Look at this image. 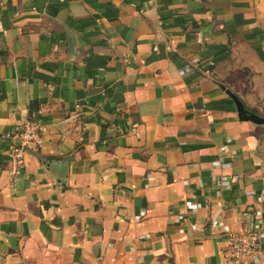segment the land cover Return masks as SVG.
Wrapping results in <instances>:
<instances>
[{"label": "crops", "instance_id": "0c3cea01", "mask_svg": "<svg viewBox=\"0 0 264 264\" xmlns=\"http://www.w3.org/2000/svg\"><path fill=\"white\" fill-rule=\"evenodd\" d=\"M249 208L264 226V0H0V264H224L210 224Z\"/></svg>", "mask_w": 264, "mask_h": 264}, {"label": "built area", "instance_id": "2783aa9c", "mask_svg": "<svg viewBox=\"0 0 264 264\" xmlns=\"http://www.w3.org/2000/svg\"><path fill=\"white\" fill-rule=\"evenodd\" d=\"M38 130L39 127L37 125L26 123L12 137L7 136V138L17 140L9 150V156L15 166V172L23 166L24 155L28 151H34L37 146ZM219 165V163L214 162L211 167L214 168ZM233 181V178L229 179V183ZM261 199L263 198H257V200ZM183 207L186 211H193L197 209L198 205L187 200L183 203ZM142 218L143 213H140L133 221L139 222ZM184 220L181 215H176L177 223H181ZM256 220L257 216L254 209L249 208L242 213L240 223L235 230H229L227 227L221 226L218 221L210 224L212 228L218 230L219 237L223 241L224 264H264L261 251V243L264 240V226H260L256 223ZM195 227V225L192 226V228Z\"/></svg>", "mask_w": 264, "mask_h": 264}, {"label": "water", "instance_id": "95a60500", "mask_svg": "<svg viewBox=\"0 0 264 264\" xmlns=\"http://www.w3.org/2000/svg\"><path fill=\"white\" fill-rule=\"evenodd\" d=\"M234 103H235L237 112L239 114V117L241 119H243V120H254V121L262 122V120H260V119H255V117L251 113L244 111L242 106L238 102L235 101Z\"/></svg>", "mask_w": 264, "mask_h": 264}]
</instances>
